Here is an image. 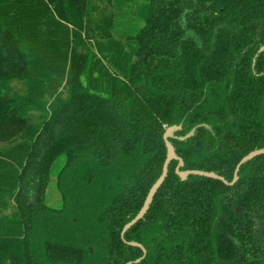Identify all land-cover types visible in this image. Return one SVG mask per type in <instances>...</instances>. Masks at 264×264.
<instances>
[{"label": "trees", "instance_id": "trees-1", "mask_svg": "<svg viewBox=\"0 0 264 264\" xmlns=\"http://www.w3.org/2000/svg\"><path fill=\"white\" fill-rule=\"evenodd\" d=\"M264 0H0V264H126L161 176L264 149ZM255 60V65L254 64ZM178 161L133 264H264V154ZM56 180L61 198L48 203Z\"/></svg>", "mask_w": 264, "mask_h": 264}, {"label": "water", "instance_id": "water-1", "mask_svg": "<svg viewBox=\"0 0 264 264\" xmlns=\"http://www.w3.org/2000/svg\"><path fill=\"white\" fill-rule=\"evenodd\" d=\"M262 52H264V45L259 49L258 54H260ZM254 65H255V60H254L253 66ZM201 127H205L208 130H212V126H210L208 124H200V125H197L196 127H194L193 129H191L187 134H185L183 136H177L176 133L182 130L181 124L172 125L166 129L163 138H164L166 149H167V157H166V160H165L164 165H163L162 174L156 180V182L152 185V187L150 188V190L146 196V199L144 201V204H143L142 208L140 209V211L137 213V215L132 220H130L127 224H125V226L122 230V233H121L122 239L128 245H131L134 247H139L143 252V256L141 258L133 261V262H128L126 264L139 263L142 261V259L147 254V250L142 244L135 242V241L127 242L125 240V234L136 223H138L140 220H142L144 218V216L146 215V213L148 212L151 204L153 203V200H154L156 193L158 192L160 187L163 185L164 181L166 180V178L168 176L169 166H170L172 161H178V165H177L175 171H176V174L178 175V177L182 181H186L190 176L194 175V176H201V177L220 180L225 184L233 185L239 179V171H240L241 167L243 165H245L246 163H248L249 161L253 160L255 157L264 154V149L261 148V149H256V150L250 152L249 154H247L245 157H243L241 159V161L236 166V169L234 172V178L231 182H228L223 176H221L215 172H208V171H202V170H184L183 169L184 165H185L184 160L180 156H178V154L176 152V148L173 145V143L171 142V139H179L181 141H185V140L193 137L195 135L197 129L201 128Z\"/></svg>", "mask_w": 264, "mask_h": 264}, {"label": "rangeland", "instance_id": "rangeland-1", "mask_svg": "<svg viewBox=\"0 0 264 264\" xmlns=\"http://www.w3.org/2000/svg\"><path fill=\"white\" fill-rule=\"evenodd\" d=\"M55 183H56V180L52 179V183L47 191L48 203L51 205H57L61 198L60 192L57 189Z\"/></svg>", "mask_w": 264, "mask_h": 264}, {"label": "flooded vegetation", "instance_id": "flooded-vegetation-1", "mask_svg": "<svg viewBox=\"0 0 264 264\" xmlns=\"http://www.w3.org/2000/svg\"><path fill=\"white\" fill-rule=\"evenodd\" d=\"M210 131H213V130H210ZM146 255H147V254H146ZM142 256H143V255H142ZM145 257H146V256H145ZM145 257H144V258H145ZM140 258H141V257H140ZM144 258H143V259H144ZM143 259H142V260H143Z\"/></svg>", "mask_w": 264, "mask_h": 264}]
</instances>
